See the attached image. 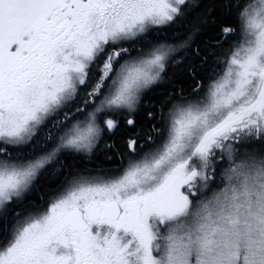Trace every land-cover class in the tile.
<instances>
[{"label": "snow or ice", "instance_id": "obj_1", "mask_svg": "<svg viewBox=\"0 0 264 264\" xmlns=\"http://www.w3.org/2000/svg\"><path fill=\"white\" fill-rule=\"evenodd\" d=\"M0 264H264V0H0Z\"/></svg>", "mask_w": 264, "mask_h": 264}]
</instances>
